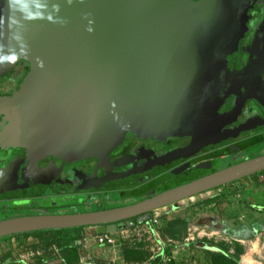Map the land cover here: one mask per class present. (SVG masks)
<instances>
[{
    "label": "water",
    "instance_id": "1",
    "mask_svg": "<svg viewBox=\"0 0 264 264\" xmlns=\"http://www.w3.org/2000/svg\"><path fill=\"white\" fill-rule=\"evenodd\" d=\"M244 31V0H0V74L29 63L14 94L0 96V114L11 118L9 131L29 146L34 163L104 161L131 136L192 135L210 143L204 135L212 126V90L226 77L227 62L237 68ZM233 80L240 86L238 75ZM258 99L264 107V93ZM263 169L264 155L125 206L3 219L0 238L79 226L116 233L135 225L120 221L187 204L196 193ZM121 245L87 250L112 264L106 248Z\"/></svg>",
    "mask_w": 264,
    "mask_h": 264
},
{
    "label": "flooded vegetation",
    "instance_id": "2",
    "mask_svg": "<svg viewBox=\"0 0 264 264\" xmlns=\"http://www.w3.org/2000/svg\"><path fill=\"white\" fill-rule=\"evenodd\" d=\"M244 2L245 31L239 43L238 62H233L237 68L227 62L226 77L212 90V126L204 135L212 142L201 145L192 135L169 136L164 141L131 136L104 161L47 157L34 163L29 146L9 131L11 118L0 114V220L125 206L263 156L264 107L258 98L264 93V0ZM28 68L29 63L21 60L0 74V96L13 95ZM233 75L239 76L240 86ZM261 172L264 169L253 174ZM242 178L196 193L183 209L191 205L190 198ZM152 213L119 223L147 219ZM20 236L24 235L15 233L0 240ZM30 243V249L18 256L13 249L0 251V264H49L56 257L61 258L59 264H66L56 246L42 248L40 239ZM46 252L52 260L44 256ZM78 252V263L85 262L82 257L91 258L87 248L81 247ZM24 255L32 260H25Z\"/></svg>",
    "mask_w": 264,
    "mask_h": 264
},
{
    "label": "rangeland",
    "instance_id": "3",
    "mask_svg": "<svg viewBox=\"0 0 264 264\" xmlns=\"http://www.w3.org/2000/svg\"><path fill=\"white\" fill-rule=\"evenodd\" d=\"M189 202L192 210L183 209L185 202L179 201L154 211L160 215L161 241L172 248L171 257H166L164 264L171 260L175 264H229L218 258L234 255L237 246L243 250L238 264H264V207L262 210L257 206L264 204V172L203 192ZM185 216L188 223L179 225L180 232L175 238L164 236L162 228L169 220ZM36 239L44 238L32 233L1 239L0 251L13 249L18 256L27 252L30 242Z\"/></svg>",
    "mask_w": 264,
    "mask_h": 264
},
{
    "label": "trees",
    "instance_id": "4",
    "mask_svg": "<svg viewBox=\"0 0 264 264\" xmlns=\"http://www.w3.org/2000/svg\"><path fill=\"white\" fill-rule=\"evenodd\" d=\"M264 205V204H259ZM192 210V207H188L187 210ZM263 209V208H260ZM188 217H177L169 220L164 228H162L164 236L168 235L173 238L180 232L179 225H187ZM135 224L139 223L138 220L134 221ZM87 226L71 227V228H56V229H44L32 232H23L22 235H29L37 233L44 239H40V247L49 248L56 246L63 256L65 257L66 264H77L79 262V252L77 248L78 241L82 240L85 236V229ZM208 241V240H205ZM209 244L214 245L213 241H209ZM236 253L232 256L220 255L219 260H225L229 264H238L240 254L243 252L242 247L237 246ZM153 252H150L145 248L143 239L133 244L121 246V257L123 261L144 263L146 264H164L166 257H171L172 248L166 246L162 253L156 254L151 258ZM215 258V257H214ZM168 264H175L174 260L168 262Z\"/></svg>",
    "mask_w": 264,
    "mask_h": 264
},
{
    "label": "crops",
    "instance_id": "5",
    "mask_svg": "<svg viewBox=\"0 0 264 264\" xmlns=\"http://www.w3.org/2000/svg\"><path fill=\"white\" fill-rule=\"evenodd\" d=\"M160 222V219H159ZM159 224V223H158ZM153 222V220L149 217L147 219H143L139 223L135 224L134 226H128L127 228H124L122 230H119L118 233L120 235V241L123 246L133 244L137 241H140L143 239V243L145 244V248L148 249L150 252H153V248L157 246V244H160L163 246V243L161 241V235H160V228L161 226ZM97 233L95 232L94 227H87L85 229V236L83 239H88L92 238L93 241L88 242L87 248L92 247L94 245H97V242L95 243V237ZM39 240V239H37ZM165 244V243H164ZM121 245V246H122ZM43 248V247H42ZM105 248H99L95 250V255H98L99 253H102ZM83 250V249H82ZM80 251V248L79 250ZM114 253V261L112 264H146L147 262L144 263H135V262H124L122 261L121 263H118L117 260L119 257H116L117 253H121V247L120 246H115L114 248H106V253ZM49 253H44V256L47 258V260H52L51 257L49 258L48 256ZM155 255L152 253L151 258H153ZM25 260L31 261L32 258L29 259V255H24L23 256ZM60 257H56L54 261H51L49 264H59L60 262ZM46 260V261H47ZM77 264H111V263H105V262H100V261H94L92 258L88 259L85 262H80Z\"/></svg>",
    "mask_w": 264,
    "mask_h": 264
},
{
    "label": "built area",
    "instance_id": "6",
    "mask_svg": "<svg viewBox=\"0 0 264 264\" xmlns=\"http://www.w3.org/2000/svg\"><path fill=\"white\" fill-rule=\"evenodd\" d=\"M154 213V211H153ZM150 216V218L153 220L154 223L158 224L159 223V219H160V215L158 213H154ZM95 241L98 243V245H101V244H107V243H111V244H114L116 243L117 241H120V235L118 232L116 233H112V232H105V233H102V234H97L96 237H95ZM165 248V244L163 243V246H161L160 244H157V246H155L153 248V253L154 255L156 254H159V253H162L163 252V249ZM114 253H112L110 255V260L114 261ZM116 257H119L118 255H116ZM84 261H87L85 260V257H82ZM123 261V259H122Z\"/></svg>",
    "mask_w": 264,
    "mask_h": 264
}]
</instances>
